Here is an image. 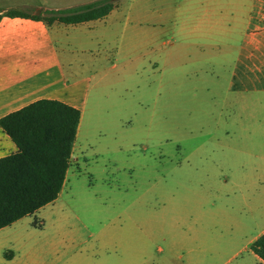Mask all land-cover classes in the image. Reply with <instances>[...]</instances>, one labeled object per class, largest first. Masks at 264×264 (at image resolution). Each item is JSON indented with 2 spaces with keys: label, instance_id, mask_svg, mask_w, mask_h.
<instances>
[{
  "label": "rangeland",
  "instance_id": "rangeland-1",
  "mask_svg": "<svg viewBox=\"0 0 264 264\" xmlns=\"http://www.w3.org/2000/svg\"><path fill=\"white\" fill-rule=\"evenodd\" d=\"M120 1L153 22L145 28L160 32L162 61L130 62L137 55L130 54L85 62L90 85L64 187L48 207L10 226L4 241L18 247L13 264H253L246 255H188L186 237L200 235L188 215L200 209V183L158 176L202 143L207 61L188 53L183 22L188 13L200 22L201 0Z\"/></svg>",
  "mask_w": 264,
  "mask_h": 264
},
{
  "label": "crops",
  "instance_id": "crops-1",
  "mask_svg": "<svg viewBox=\"0 0 264 264\" xmlns=\"http://www.w3.org/2000/svg\"><path fill=\"white\" fill-rule=\"evenodd\" d=\"M90 1L0 0V117L38 99H56L80 110L77 138L90 85V76L82 72L86 61L116 63L123 55L137 54L130 62L159 65L164 48L160 32L147 30L145 25L153 23L147 15L121 9V1L106 16L76 24L48 25L5 15L10 9L36 12ZM199 9L200 22L193 23L189 13L183 22L189 25L184 35L188 53L207 61L202 143L158 176L167 182L165 177L174 173L200 183V209L188 212L200 235L186 237L188 255L227 254L229 261L246 255L253 264H264L250 248L264 232V41H258V36L264 38V1L201 0ZM172 44L170 40V53L176 51ZM16 151L0 127V157ZM172 219L177 223L179 216ZM15 222L0 228V264H13L18 256L15 243L4 241ZM8 247L13 255H5Z\"/></svg>",
  "mask_w": 264,
  "mask_h": 264
},
{
  "label": "trees",
  "instance_id": "trees-1",
  "mask_svg": "<svg viewBox=\"0 0 264 264\" xmlns=\"http://www.w3.org/2000/svg\"><path fill=\"white\" fill-rule=\"evenodd\" d=\"M115 0H93L64 7L10 9L8 17L76 24L106 16ZM80 120V110L42 98L0 117V127L17 151L0 157V228L53 202L65 182ZM264 260V232L251 244Z\"/></svg>",
  "mask_w": 264,
  "mask_h": 264
}]
</instances>
